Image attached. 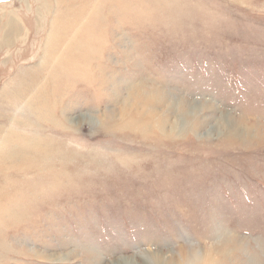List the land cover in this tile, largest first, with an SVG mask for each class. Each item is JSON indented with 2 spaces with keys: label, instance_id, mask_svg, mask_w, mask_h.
I'll return each mask as SVG.
<instances>
[{
  "label": "rangeland",
  "instance_id": "374dc122",
  "mask_svg": "<svg viewBox=\"0 0 264 264\" xmlns=\"http://www.w3.org/2000/svg\"><path fill=\"white\" fill-rule=\"evenodd\" d=\"M0 264H264V0L0 3Z\"/></svg>",
  "mask_w": 264,
  "mask_h": 264
},
{
  "label": "water",
  "instance_id": "95a60500",
  "mask_svg": "<svg viewBox=\"0 0 264 264\" xmlns=\"http://www.w3.org/2000/svg\"><path fill=\"white\" fill-rule=\"evenodd\" d=\"M9 0H0V3H4V2H7Z\"/></svg>",
  "mask_w": 264,
  "mask_h": 264
}]
</instances>
